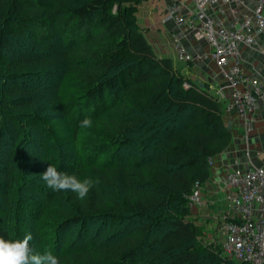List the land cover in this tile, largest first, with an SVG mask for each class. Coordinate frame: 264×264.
I'll use <instances>...</instances> for the list:
<instances>
[{
	"label": "trees",
	"instance_id": "trees-1",
	"mask_svg": "<svg viewBox=\"0 0 264 264\" xmlns=\"http://www.w3.org/2000/svg\"><path fill=\"white\" fill-rule=\"evenodd\" d=\"M143 1L0 0V239L30 233L60 264H248L188 218L232 135L221 100L151 49ZM49 165L88 195L49 188ZM93 220L102 242L84 236Z\"/></svg>",
	"mask_w": 264,
	"mask_h": 264
},
{
	"label": "built area",
	"instance_id": "built-area-1",
	"mask_svg": "<svg viewBox=\"0 0 264 264\" xmlns=\"http://www.w3.org/2000/svg\"><path fill=\"white\" fill-rule=\"evenodd\" d=\"M166 0V21H172L186 34L199 32L209 50V57L223 80L217 99L229 101L248 135L253 130L258 103L264 102V82L249 75L241 62V46L255 48L264 57V42L257 35L264 32V0ZM191 4L192 6H190ZM229 15L225 17V13ZM179 61L199 59L186 47L182 36L173 37ZM202 58V57H201ZM231 188L228 212L220 222V244L227 257L237 262L264 264V169L259 166L233 168L225 172ZM189 206L203 204L200 185L189 195Z\"/></svg>",
	"mask_w": 264,
	"mask_h": 264
},
{
	"label": "crops",
	"instance_id": "crops-1",
	"mask_svg": "<svg viewBox=\"0 0 264 264\" xmlns=\"http://www.w3.org/2000/svg\"><path fill=\"white\" fill-rule=\"evenodd\" d=\"M247 1L248 6L253 5V0ZM224 15L229 18L227 12ZM136 17L139 28L157 56L170 58L172 64L185 78L201 87H206L213 96L218 97L223 80L219 75L216 76L217 70L212 60L203 57L209 47L202 34L199 32L183 34L172 21H166V0H144L137 7ZM175 35L182 36L187 48L200 58L194 61H179L173 43ZM257 39L259 42H264V32L259 33ZM241 47V62L244 70L264 82L263 55L255 48ZM220 100L223 104L225 124L231 132L232 140L224 151L210 160V177L200 186L203 204L190 207L191 212L188 217L201 228L203 240L219 243L221 242L219 224L229 210L228 204L232 193L225 182V172L233 168H247L253 165L264 169V102L258 103L254 110V128L246 135L236 112L229 109L228 99L221 96Z\"/></svg>",
	"mask_w": 264,
	"mask_h": 264
},
{
	"label": "clouds",
	"instance_id": "clouds-1",
	"mask_svg": "<svg viewBox=\"0 0 264 264\" xmlns=\"http://www.w3.org/2000/svg\"><path fill=\"white\" fill-rule=\"evenodd\" d=\"M91 123V120L85 119L82 126L88 127ZM41 178L54 191H71L80 199H84L92 187L91 180L81 181L74 174L59 172L51 165L42 173ZM30 240H32L30 233L22 241L8 242L0 239V264H60L58 258L50 252L43 255L33 254L28 246Z\"/></svg>",
	"mask_w": 264,
	"mask_h": 264
},
{
	"label": "rangeland",
	"instance_id": "rangeland-1",
	"mask_svg": "<svg viewBox=\"0 0 264 264\" xmlns=\"http://www.w3.org/2000/svg\"><path fill=\"white\" fill-rule=\"evenodd\" d=\"M27 140H28V143L30 144V147H31L33 153H35V150H36L37 154L43 152L44 149H42V147L40 146L41 139L38 136L31 135V133H30ZM3 149H4V147H3ZM113 156H115L117 159L128 158L125 150L118 152V153L114 152ZM33 185H34V183H33ZM61 201H62L61 199L60 200L57 199V204L59 205V207L63 204ZM46 213L51 214V215L56 216V217L60 214V213H55L54 210H52V211L49 210ZM45 219L50 221V222L54 221V219H52L51 217L49 218L47 216L45 217ZM103 230H104V228H102L100 221L99 220H93L92 223H89L87 225V232L85 233L84 236L87 238V240H92V242L95 241L96 243H99V242L103 241Z\"/></svg>",
	"mask_w": 264,
	"mask_h": 264
},
{
	"label": "bare ground",
	"instance_id": "bare-ground-1",
	"mask_svg": "<svg viewBox=\"0 0 264 264\" xmlns=\"http://www.w3.org/2000/svg\"><path fill=\"white\" fill-rule=\"evenodd\" d=\"M140 27V26H139ZM217 225H218V223H217ZM201 229V228H200Z\"/></svg>",
	"mask_w": 264,
	"mask_h": 264
}]
</instances>
